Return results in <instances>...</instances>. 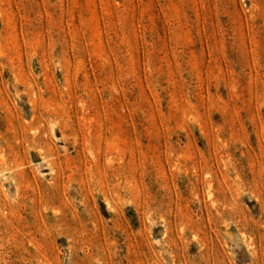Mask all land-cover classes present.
<instances>
[{"label": "rangeland", "instance_id": "obj_1", "mask_svg": "<svg viewBox=\"0 0 264 264\" xmlns=\"http://www.w3.org/2000/svg\"><path fill=\"white\" fill-rule=\"evenodd\" d=\"M0 264H264V0H0Z\"/></svg>", "mask_w": 264, "mask_h": 264}]
</instances>
